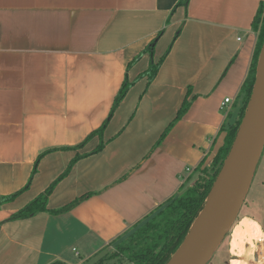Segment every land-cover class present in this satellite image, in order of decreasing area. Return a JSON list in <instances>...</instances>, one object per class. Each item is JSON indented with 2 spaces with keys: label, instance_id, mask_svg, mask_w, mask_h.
Masks as SVG:
<instances>
[{
  "label": "crops",
  "instance_id": "crops-1",
  "mask_svg": "<svg viewBox=\"0 0 264 264\" xmlns=\"http://www.w3.org/2000/svg\"><path fill=\"white\" fill-rule=\"evenodd\" d=\"M179 2L0 0V198L28 185L0 203V264H83L210 165L237 115L264 0ZM167 49L154 78L139 77ZM76 155L47 208L87 197L8 219Z\"/></svg>",
  "mask_w": 264,
  "mask_h": 264
},
{
  "label": "trees",
  "instance_id": "trees-1",
  "mask_svg": "<svg viewBox=\"0 0 264 264\" xmlns=\"http://www.w3.org/2000/svg\"><path fill=\"white\" fill-rule=\"evenodd\" d=\"M179 3L186 6L188 0H180ZM252 28L257 31V40L248 73L237 95V115L233 122L223 124L220 128V131L224 132L225 136L222 145L217 149L210 165L208 167L201 168V164L197 167L199 174L191 186L185 188L180 195H174L167 198L146 216L134 223L132 227L124 233V236H119L116 240H113L112 243H115L114 252L109 258L120 261L126 260L131 264H166L170 256L182 242L192 221L204 204L207 193L220 169L222 161L227 155L237 127L243 116L254 81L258 53L264 39V5L259 6L252 23ZM152 44L145 51L151 50ZM167 51L168 49L156 63L151 62L148 69L143 74H140L139 77L145 75L147 76L148 81H151L156 75V72ZM138 57L139 56H136L133 61H136ZM131 84V82L126 81L122 84L113 101L108 117H110L112 111L123 98ZM186 110L187 103L186 101H183L176 113V116L163 132L162 137L167 133L169 128L182 117ZM107 120L108 118L97 130H94L89 137L94 134L100 135L107 123ZM78 146L80 147L81 144ZM102 146V142H100L92 153L99 151ZM80 157L81 155H76L69 162L66 169L42 193L27 203L24 207L12 213L8 219H23L33 216L40 211H49L51 214L62 213L68 211L82 199L87 197V195H83L56 209L47 208L48 196L52 189L58 181L69 173L73 163ZM33 172H35V169ZM27 187L28 185L9 196L1 197L0 203L13 200ZM103 262L104 260L102 259L94 264H103Z\"/></svg>",
  "mask_w": 264,
  "mask_h": 264
},
{
  "label": "water",
  "instance_id": "water-1",
  "mask_svg": "<svg viewBox=\"0 0 264 264\" xmlns=\"http://www.w3.org/2000/svg\"><path fill=\"white\" fill-rule=\"evenodd\" d=\"M264 148V39L234 139L182 242L166 264H207L235 222Z\"/></svg>",
  "mask_w": 264,
  "mask_h": 264
},
{
  "label": "rangeland",
  "instance_id": "rangeland-1",
  "mask_svg": "<svg viewBox=\"0 0 264 264\" xmlns=\"http://www.w3.org/2000/svg\"><path fill=\"white\" fill-rule=\"evenodd\" d=\"M185 188H181L177 195H180ZM250 217L252 220L248 222ZM261 229L264 232V148L240 212L207 264H251L257 252L260 250L264 252V233L263 237L259 238ZM244 234L248 240L240 244ZM250 237H255V239L251 240ZM244 246L247 248L246 251L240 252L238 248ZM114 247L115 243L105 246L83 264H94L102 259L103 264H131L126 260L109 258L114 252Z\"/></svg>",
  "mask_w": 264,
  "mask_h": 264
},
{
  "label": "built area",
  "instance_id": "built-area-1",
  "mask_svg": "<svg viewBox=\"0 0 264 264\" xmlns=\"http://www.w3.org/2000/svg\"><path fill=\"white\" fill-rule=\"evenodd\" d=\"M229 102H230L229 98H226L224 100V103H229ZM228 261L230 263V259ZM251 264H264V252L262 250L257 252L256 257L254 259H252V263Z\"/></svg>",
  "mask_w": 264,
  "mask_h": 264
}]
</instances>
